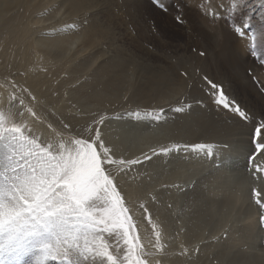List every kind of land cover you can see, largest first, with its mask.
<instances>
[{
    "label": "snow or ice",
    "instance_id": "snow-or-ice-1",
    "mask_svg": "<svg viewBox=\"0 0 264 264\" xmlns=\"http://www.w3.org/2000/svg\"><path fill=\"white\" fill-rule=\"evenodd\" d=\"M153 3L167 12L162 0ZM190 7L188 0L176 5L177 23H186L183 9ZM196 7L207 18L226 21L229 30L245 41V52L264 66V12L254 18V9H264V0H201ZM248 73L254 83H260L251 68ZM179 75L199 76L212 109L226 118L230 129L246 132L247 169L253 182L262 186L252 187V199L264 225V110L246 108L224 80H214L201 69L194 75L183 69ZM0 89L7 93L6 103L0 93V264H162L156 258L165 247L162 221L153 218L147 199L137 204L139 197H131L124 178L160 153L213 156L215 146L173 144L159 153L150 148L129 155L105 135L103 115L78 129L68 124L57 129L48 123L51 135L44 138L34 127L47 119L37 110L36 96L7 77ZM190 107L178 101L174 111L184 113ZM165 111L137 110L129 116L151 125L160 122ZM125 131L129 138L141 134L135 128ZM221 147L229 149L230 142Z\"/></svg>",
    "mask_w": 264,
    "mask_h": 264
},
{
    "label": "bare ground",
    "instance_id": "bare-ground-1",
    "mask_svg": "<svg viewBox=\"0 0 264 264\" xmlns=\"http://www.w3.org/2000/svg\"><path fill=\"white\" fill-rule=\"evenodd\" d=\"M61 1H62L61 4L63 5V9L66 15L74 16V17L78 15H80L81 17L82 13L97 9L98 10L104 9L107 10L108 12V8L110 7V3L108 4L106 0H61ZM114 1L115 0H113V2ZM142 1L144 0H135L134 3L135 6L139 5ZM42 6H43L42 0H0V33H6V32L9 33L15 30L18 31L25 30L26 33L30 25H33L34 23H39L40 20L36 19L35 17L34 20H32V16L36 12V10L41 8ZM45 9L47 8L45 7ZM126 11L127 10H125V12ZM110 13H108L107 18L103 19L102 21L101 20L93 21V22L88 21V23L83 26L82 31L75 36V39H73L74 43L78 44L77 48L79 47L75 54L76 55L75 58L81 57L80 59H82L83 56L82 53L84 54V52L89 49L91 50L95 49L99 54L96 57V60L90 63L91 65H80L83 64L84 62L83 60L79 61L78 65H74L73 72L78 71L79 70L78 67H81L84 70H88L94 65V67H92V71L89 76V81L82 84V86L87 85V87L89 88L88 91L85 89L84 90L81 89L82 86H79L77 89L75 88V90L84 91V92H79V95L83 97H86V95H88L87 97L89 99L93 98V101H95V103H97L100 106V105H106L108 103L113 104L114 102L120 101L129 92V96H128L129 99L127 100L128 102L127 101L126 102L132 105L133 104L136 105V106H132L135 108L136 107L146 108V106L155 105V104H159L161 106V104L164 105L168 100H175L179 96H182L183 91L187 90V86H188L187 80L179 75L176 67L171 63L169 55H167L166 52H164V47L163 46L157 47L155 50L149 49V47H146L143 44V42L145 41L146 43L150 44L149 41L150 37H147V34L144 35L145 31L143 32V29L141 28L140 25L139 26L135 25L136 35L133 36L124 26H122L119 23L121 20L118 22L116 21L117 18L114 17L115 16V14H113L114 12L113 13L110 12ZM136 13H134V15ZM156 14L159 13L157 12ZM188 17L190 20L189 23L191 28L194 30V32H196L198 35L202 37L203 42L200 44H202L203 49L206 51V56L205 58H200L197 55H194L193 53L188 51L189 48L188 46L190 45V42L193 41V37H191L192 35H189L185 46L181 48L182 55L178 54L177 56L179 62L182 63L183 57L192 59L191 60L192 63H193V59L196 60L197 63L202 64L201 70L203 71V73L214 78V80L216 79V80L230 81L232 85L236 87V90L238 89L237 90L238 93H240L242 96H246L247 91L245 90V88L241 85L240 87H238L239 83L237 82V73H236V68L240 66V61H242V59L243 60L246 59L247 61V55L245 54L243 48L244 41L241 39L240 40L236 39L234 35H232V33H230L223 26H217L215 28L212 27L211 25L209 26L205 18H201L199 15L195 13L189 14ZM50 18H54V17H50ZM193 22H198V24H191ZM63 25H65V23ZM38 27L36 29H38ZM121 35L122 36L125 35V37H127L126 38L127 40L126 41L123 40L124 36L122 37ZM7 37H9V35ZM25 38L27 40V37ZM36 38H38L37 42L40 43L39 36ZM63 39L61 38L57 40L41 41L39 46L41 50L40 48L37 50L40 53H42L44 57L48 56L50 57V60L52 59L53 62L52 66L55 65L56 67H51V72L53 75H55V77H58V75H60L59 74L60 68L62 69V67H65L67 65L71 66V63H73L72 58L69 57V59L66 62L58 65V61L55 60L54 58V57H59L60 54L66 55L67 52L69 53L72 50V47H70V43H67ZM11 40H13L12 37ZM142 40L144 41L142 42ZM6 41H9L11 48L10 50L9 48L3 50L1 49L2 55L5 58H10L15 62L18 61V65H21L23 64L24 61H27L28 57L30 56L28 55L29 51L27 52V50H22V49L20 51L18 48H16V43H15L16 41H12V42L10 40H6ZM0 42L2 43L4 41L0 40ZM102 44L108 45L110 52L103 50ZM31 45L32 44L29 43L27 44V47H30ZM35 45L37 46V44ZM239 55L240 57H242L241 60L238 59ZM98 58L100 60L99 62H97ZM222 67L224 68L223 71H221ZM24 70L25 68L23 69V71ZM5 71L6 70H4V72ZM27 73H29L27 76L28 78L26 84L28 89H30L35 93H39L40 96L41 95L48 96L49 102L52 103V105L54 106L55 112H57L59 115L62 116L59 119L54 118L53 116H50L49 113H47L48 111L47 112L44 111V113L42 114L41 111L37 108L39 113L42 116L46 117L47 119L44 124H40L37 122L36 127L45 126V125L47 127L49 121H51L50 123L53 125V127L57 129H60L63 126V124H68L73 127L74 122H78L82 119L74 115H69L67 113L69 112L67 111L68 106L62 100H58L57 97L53 99L52 97H50V95H45L47 94L48 90L49 89L51 90L53 87L51 81L48 82V80H46L43 77L42 72L36 71L32 74L30 72ZM1 93H3L6 103L7 95L5 94L3 89ZM77 94L75 95V97L77 96ZM188 95L193 99H196L198 97H203L201 92L196 88L195 84L191 86ZM79 100L80 99H77L76 102ZM80 101L85 102L84 99ZM120 105L122 106V104ZM84 107L85 106H83V108ZM95 109L97 108L95 107ZM112 110L113 109H109L108 111L113 112ZM159 128L162 130L163 134L161 136L158 135L159 136L158 139L162 141H169L171 139H182L183 141H187V142L216 141V142L224 143L227 141L230 142V145H233L234 147L233 149L237 152L236 158H239L241 155L246 154L247 136L244 130L235 131L233 133V131L230 130L226 124L222 122H216L207 118L203 112L200 114L193 112V115L189 114L183 117L180 116V119L174 122L166 123V124L161 123ZM47 133H49L48 134L49 136L51 135L49 130L47 131ZM111 134H113V132H111ZM120 137L121 140L123 139L126 140L129 138L125 130L122 132ZM132 140L134 141L133 138ZM129 142H131V140ZM154 143H156V141ZM154 143H152V145ZM240 159L242 158L240 157ZM240 159H236V160H238L239 162ZM235 166L237 167V165ZM241 167L235 168L236 171L235 172L233 171L234 173H231V175L229 174L230 176H228V178L227 177L224 178L223 176H221L220 175L221 172L220 173L213 172L212 174H205L203 170L200 169L198 172L192 171V173H189L188 175L184 173L183 171L184 168L183 170H181L182 171L181 173L180 168L182 167H178L177 169L173 168V170L171 169V171H169L168 169L169 173L167 172L164 173L163 170L161 171L160 169V171L157 170V172H155L156 170H154V173H156L155 176L154 175L152 176V181L154 183L142 182L143 183L142 189L152 188V190L155 191L157 195L159 194L162 195V193L164 192V194L161 196V199L164 200L167 197V195L165 194V191L167 189H165L162 186L165 189V191H163L164 189L156 190L157 186L159 187L163 185L165 182H170L176 179V180H181L184 185H188L189 187H191V184L194 183L193 181H195L193 187L190 189L186 188L187 190L186 191L184 190L185 192L183 191L184 192L183 194L177 195L179 191L175 193L172 191L173 193H171L170 195L167 193L168 196L174 201V203H177L176 204L177 207L178 205L179 207L180 206L182 207L183 205L182 214L179 212L180 215H178L175 218L174 217L175 215H173L166 208H164V206L157 207L156 213L159 216L160 220L162 221L161 227L167 239L171 237L172 230L173 231L175 230L178 232V235L175 237V240H178L177 242H179V244H183L184 242L186 244V242H190V241L192 242L204 241L218 234L222 230L225 231V227L227 223L230 221L229 228L227 229L228 237L225 240L216 243L203 242L199 248L198 254H196L195 256L168 253V250H170L171 248L170 247L171 242L169 241V246H168L169 249L167 248L165 251L166 255L164 253L162 259L160 258L162 260V264H213V260H216L217 264H264V250L260 245V243L262 242L261 239L263 238L262 233L264 231L260 229L258 223V218H259L258 214L260 213V211H259V207L253 205L249 200L250 187L248 188L249 185H247L248 183H246L245 181L244 172L241 170ZM138 189L141 188L135 187L134 189H131V191H137ZM186 194L187 197H185ZM180 195L181 196L183 195V197H180ZM151 196L153 195L151 194ZM183 201L185 202L184 204ZM152 206L155 207L154 205ZM233 209L235 210L234 214L232 213ZM231 213L233 216L232 218L229 219ZM183 226H184V230H182ZM261 227L264 228V225L261 224ZM205 232H207L206 235ZM172 244H173V248H175V242L173 240H172ZM210 255H212V258H210Z\"/></svg>",
    "mask_w": 264,
    "mask_h": 264
},
{
    "label": "rangeland",
    "instance_id": "rangeland-1",
    "mask_svg": "<svg viewBox=\"0 0 264 264\" xmlns=\"http://www.w3.org/2000/svg\"><path fill=\"white\" fill-rule=\"evenodd\" d=\"M42 1H43V6L39 9H37L36 12L34 13V15L32 16V20H34V17H35L36 19H39L40 21H39V23H34L33 25H30L29 28L27 29L26 33H25V30H23V31L22 30H19V31L15 30V31L9 32V33L8 32L0 33V40L4 41L2 43L0 42V64H2V65H0V84H2L3 80H5L4 78L7 77L8 79H14V80L18 81L22 86L25 85L24 88L28 89L26 84H27V78H28L27 76L29 73H27V72H30L31 74L36 72V71L42 72L43 77L46 80H48V82L51 81L52 87L54 88V89L52 88L51 90L49 89L47 94H45V95H50V97H52L53 99L55 97H57L58 100H62L68 106L67 111H69V112H67V113L69 115H74L76 117H79L80 119L82 118L80 121L73 123V128L78 129L81 126L86 127L87 125L91 124L93 119H98L100 115H103V116H105L106 119H105V124L102 125L101 127H102L105 135L114 144L118 145L123 151H125L129 155H139L141 150L149 151L150 148H155V147H156L155 149L159 153L161 148H165V146L170 148L172 146V144H185V143L186 144H190V143L191 144H194V143H206V144L211 143V144H213L215 146L214 151L216 153L213 156H207L203 153L196 154V153H193L191 151H188V152H183V151L182 152H170L167 154L160 153L159 155L154 156L152 158V161H150V162L146 163L145 165L139 167L138 169L134 170L132 175L124 178V185L127 188L131 197L133 199H136L137 197H139V199L137 200V204L143 203L144 200H146V199L148 201H150L149 204L151 206L149 208V211L150 212L154 211L153 212L154 219L158 216L156 213L158 206L159 207L164 206V208H166L169 212H171L173 215H175L174 216L175 218L178 215H180L179 212L182 214L183 213L182 212L183 205H182V207L181 206L179 207V205H178V207H179L178 208L176 205L177 203H174V201L168 196V194L170 195L171 193H173V192L175 193L178 191L180 193L178 192L177 195L183 194L187 190L186 188H189V189L192 188L194 183H195V181H193L194 183H192L191 187H189L188 185H184L181 180L175 179V180H172L170 182H165L163 185H161L159 187L157 186L156 190H160V189L163 190L164 188L167 189L166 191H165V189L163 190V191H165V194L167 195V197L164 200H162L161 196L164 194V192L162 193V195H160V194L157 195V193H155V191H153L152 188L142 189L143 183H152L153 182L152 176L153 175L155 176V174H156V173H154V170H156L155 172H157V170L160 171V169H161V171L163 170L164 173H166V172L169 173V171H171V169L173 170V168L177 169L178 167H182V168H180V171L183 170V168H184L183 171L186 175H188L189 173H192V171L198 172L200 169V170H203V172L205 174H212L213 172H217V173L221 172L220 173L221 176H223L224 178L225 177L228 178V176H230L231 173H234L236 171L235 168H239L242 166L241 170L244 172L245 181H246V183H248L247 185H249L248 188L250 187L249 200L253 205H255V202L252 199L251 189H252V187L260 188L262 186L255 184L253 182V180L251 179L250 173L247 169V156H246V154L240 156L242 159H240V157L236 158L237 152L233 149L234 148L233 145H230V148H231V150H230V148L229 149H223L221 147V145L223 143L216 142V141L187 142V141H183L182 139H171L169 141H162V140L158 139L159 136H161L163 134L162 130L159 128L161 123L166 124V123L174 122L176 120H179L180 116L183 117V116L189 115V114L193 115V112L199 113V114L203 112L207 118H209L213 121H216V122H222V123L226 124L229 128V124H228V121L226 120V118L224 116L218 115L212 109L210 101L208 100L207 96H205L203 91L201 90L202 81L200 80L199 76H196L194 79H192V78L186 79L185 78L187 80L188 86H187V90L183 91L182 96H179L175 100H168L164 105L161 104V106H160L159 104H155V105L146 106V108L145 107H136V108L132 107V106H136V105H134V104L132 105V104L127 103L128 101L126 102L124 100V98H122L120 101L114 102L113 104L108 103L106 105H100L99 106L97 103H95V101H93V98L89 99L87 97L88 95H86V97L79 95V92H84V91L75 90V88L77 89L79 86H82V84L89 81V76H90V73L92 71V67H94V65L88 70H84L81 67H78L79 70L76 72H73L74 65H78L79 61H81V60H83L84 62H83V64H80V65H91L90 63H92L94 60H96V57L99 55L97 50L89 49V50L85 51L84 54L82 53V55H83V56L81 55L82 59H80L81 57L75 58V56H76L75 54H76L77 49L79 47L77 48L78 44L74 43L73 39H75V36L78 35L82 31L83 26L86 25L88 23V21H90V22L99 21V20L102 21L103 19L107 18L108 13L114 12L113 13V14H115L114 17L117 18L116 21L118 22L121 20L119 23L122 26H124L133 36L136 35L135 25H138V26L140 25L141 28L143 29V32L145 31L144 35L147 34V37H150V39H149L150 44L146 43L144 40H142V42L144 41L143 44L146 47H149V49L155 50L157 47L163 46L164 52H166V54L169 55L170 61L176 67L178 73H180V71L183 69H187L190 73H193V75L195 74L194 71L196 69H202V64L197 63V61L194 59H193V63H192V61H191L192 59H188L187 57H183L182 63H180L178 58H177L178 54L182 55V52H181L182 49L181 48H183L185 46L188 36L192 35L191 37H193V41L190 42V45L188 46L189 52L193 53L194 55H197L200 58H205L206 55L204 57H201L199 55V53L201 51H204L206 53V51L203 49L202 44H200L203 42L202 37L200 35H198L196 32H194V30L191 28L188 15L195 13V14L199 15L201 18H205L207 20V24L209 26L211 25L214 28L217 26H223L230 33H232L229 30L226 21L213 20V19H210V18H207V17L201 15L200 12L198 11L197 7H196L197 5H199L201 3V0H199V1L198 0H188V3H190L192 5V7H190L189 10H188V8L183 9V17L182 18L186 20L185 24H179L174 19V17L176 15L180 14V12H178V10L176 8V5L178 3H180L181 0H162V3L167 8V12L162 11L156 5H154L153 0H144L137 6H135V4H134L135 0H121V1L115 0L114 2H113V0H106L108 2V4L110 3V7H111V8L110 7L108 8V12H107V10H104V9H102V10L97 9V10H93V11L84 12L85 14L82 13L81 17H80V15L75 16V17L66 15V13L63 9V5L61 4L62 3L61 0H56V1L55 0H42ZM50 2H52V3H50ZM253 2L255 3L256 0H253ZM44 3H46V4H44ZM141 4H143V5H141ZM45 7L48 9L49 12L47 11V9H45ZM112 8H113V10H112ZM125 10H127V11L125 12ZM130 11H131V13H130ZM157 12L159 14H156ZM261 12H264V9H261L258 7L256 9H254V18L259 19ZM134 13H136V14L134 15ZM58 16H60V17H58ZM50 17H54V18H50ZM71 17H73V18H71ZM103 17H105V18H103ZM142 19H143V21H142ZM55 21H56V23H55ZM137 21H139V22H137ZM63 22L65 23L66 26L63 25L64 24ZM37 24L38 25L40 24L39 27ZM153 24H155V27H153ZM157 24H158V26H157ZM191 24H198V22H193ZM67 26H68V28H67ZM37 27H38V29H36ZM41 29H42V31H41ZM40 32H41V34H40ZM121 32H122V30H121ZM15 33H17V34H15ZM45 33H47V34H45ZM8 35H9V37H7ZM232 35H234V37L236 39H239L235 36L234 33H232ZM35 36L36 37L39 36L40 43H41V41H45V40H57V39H61V38L63 39V37H64V39H63L64 41H66L67 43H70V47H72L71 52H69V53L67 52L66 55L60 54L59 57H54L55 60L58 61V65L66 62L69 59V57L72 58V62H73V63H71V66L67 65L65 67H62V69L60 68V73H59L60 75H58V77H55V75H53L51 72V67H56L55 65L52 66V63H53L52 59L50 60V57H48V56L44 57L42 55V53L37 51L40 48L39 47L40 43L37 42L38 38H36ZM123 36H122L123 40L126 41L127 37H125V35H123ZM11 37L13 40H11ZM25 37H27V40ZM6 40H10L11 42L16 41L15 42L16 48H18L20 51H21V49L27 50V52L29 51L28 55H30V56L28 57L27 61H24L23 64L18 65V61L15 62V61L11 60L10 58H5L2 55V50L6 49V48L7 49L9 48V50H10V48H11L9 41H6ZM29 43L32 44L30 46L31 48L27 47V44H29ZM244 43H245V41H244ZM35 44H37V46ZM74 44H75V47H73ZM1 45H2V47H1ZM176 48H177V50H176ZM28 49H30L31 51ZM32 49H33V51H32ZM102 49L107 51V52H110L108 45H106V44H102ZM40 50H41V48H40ZM31 52L35 55H33ZM88 53H89V56H88ZM70 54H71V56H70ZM245 54L247 55V61H246V59H244V60L242 59V61H240V66L236 68V73H237V82L239 83L238 87H240V85L243 86L245 88V90L247 91V93H246L247 95L242 96L240 93H238V91H237L238 89L236 90V87L234 85H232V83L230 81L225 80L224 82H225L226 86L229 88V90L231 91V93L237 98V100L239 102H241L246 108H249V109L253 110L254 112L259 113L261 110H264V92L261 91V86H262V84H264V66H261L257 61H254L251 58V56L248 55L246 52H245ZM241 58L242 57H240V55H239L238 59L241 60ZM10 61H11V63H10ZM99 61L100 60L98 58L97 62H99ZM97 62H95V63H97ZM25 63H27V64H25ZM9 65H11V66H9ZM48 65H50V66H48ZM17 67H19V68H17ZM16 68H17V70H16ZM22 68L23 69L25 68V70L23 71ZM249 68H251L253 70V75L256 77V79L260 83H254L253 82L252 75H249V73H248ZM192 69H193V71H192ZM223 69L224 68L222 67L221 71H223ZM4 70H6L7 72L6 71L4 72ZM20 71H22V72H20ZM202 74H205V73H203V71H202ZM17 76H18V78H17ZM210 78H212V77H210ZM194 84H195L196 88L201 92L203 97H198L196 99H193L188 95L189 90L191 88V87H189V85L192 86ZM43 89H45V88H43ZM81 89H83V90L85 89L88 91L89 88L87 87V85H85V86H82ZM28 90L31 91L30 89H28ZM1 92H2V89H0V93ZM31 92L33 93V95H36L37 101H39V103L37 104L38 106L36 105V107L41 111L42 114L44 113V111H46V112L48 111L47 113H49V115L53 116L54 118L59 119L60 117H62L57 112H55L54 106L52 105V103L49 102L48 96H44V95L40 96L39 93H35L33 91H31ZM5 94L7 95L6 92H5ZM76 94H77V96L75 97ZM126 96H129V92L126 94ZM77 99H80V100L84 99L85 102L80 101V100L76 102ZM197 100L202 101L203 104L196 103ZM178 101H184L186 104H190L192 107L188 108V110L186 112L179 114L178 112L174 111V109L178 106ZM248 101H250V102H248ZM87 102L89 103V105ZM120 104H122V106ZM126 104H128V105H126ZM83 106H85V107L83 108ZM95 107L97 109H95ZM130 107H131V109H130ZM160 108H164L166 110L164 113L165 115L163 114V118L160 121L161 123L160 122H153L151 125H149L148 121L141 120L139 122H136L131 116H129V112H135L137 110L144 112V111H151L153 109H160ZM109 109H113L112 110L113 112L108 111ZM169 109H171V110H169ZM170 111H171V113H170ZM79 118H77V119H79ZM50 122L51 121H49V123ZM36 126L37 125L35 123L34 127H35V129L37 128L36 129L37 134L42 135L44 138L49 137V135H48L49 133H47L48 130L46 129L47 128L46 125L45 126H38V127H36ZM127 127L139 129V130H141L140 131L141 134L134 137L133 138L134 141L132 140V138H128L129 140L128 139L121 140L120 135L122 134V132L124 130L128 129ZM230 130H232L234 133L235 131H239V130H243V129H230ZM111 132H113V134H111ZM45 134H46V136H45ZM153 134H155V135H153ZM147 138H148V140H147ZM113 139H114V141H113ZM157 139H158V141H157ZM130 140H131V142H129ZM155 141H156V143H154ZM152 143H154V144L152 145ZM231 157L234 159H232ZM236 159H240L241 162H240V160L238 162V160H236ZM243 160H245V161H243ZM173 163H174V165H173ZM168 164H169V166H168ZM234 164L237 165V167ZM238 164L241 166H239ZM168 169H169V171H168ZM181 173H182V171H181ZM166 184L168 187L166 186ZM135 187L141 188V189H138L137 191H131V189H134ZM172 187H173V189H172ZM151 194L153 196H151ZM262 195H264V192H262ZM151 197H152V199H151ZM180 197H183V195L182 196L180 195ZM185 197H187V194L185 195ZM171 201H173V202H171ZM164 202L168 203V204H165ZM184 203L185 202L183 201V204ZM152 205H154L155 207H153ZM255 206H257V205H255ZM232 213L233 214L235 213L234 209L232 210ZM232 213L230 214L229 219L232 218V216H233ZM258 215L260 216V213ZM258 223H259L260 229L262 231H264L263 230L264 228L261 227V222H260L259 218H258ZM229 225H230V221L227 223V225L225 227V230L227 232L226 235L224 234L225 231L222 230L221 232L218 233L220 236L218 234H216V235H214L215 239H214V236H212L213 238L212 237L209 238L210 241H209V239H206L204 241H199V242L190 241V242H186V244H185V242L183 244H179V242H177L178 240H175V237L178 235V232L175 230L174 231L172 230L171 237L169 239H167L165 237L164 241H162V243L165 245V247L160 252V254L158 253L156 255V258L162 259V256L164 255V253L166 255L165 251L167 248L169 249V247H168L169 241L171 242L170 243L171 248H170V250H168V253H170V254L174 253V254H178V255L195 256L196 254H198L199 248L203 242H205V243H216V242L225 240L228 237V230L227 229L229 228ZM145 226L147 227V225H145ZM182 228H183L182 230H184V226ZM206 234H207V232H205V235ZM262 235H263V238H262L263 240L261 239L262 242L260 243V245L262 246V249L264 250V247H263L264 246L263 245L264 244V232L262 233ZM222 237H223V239H222ZM211 238H212V240H211ZM172 240L175 242V248H173ZM181 245H184L183 249L180 247ZM185 246H186V248H185ZM210 258H212V255H210ZM28 259H29V257H25L26 262ZM213 264H217V261L213 260Z\"/></svg>",
    "mask_w": 264,
    "mask_h": 264
}]
</instances>
